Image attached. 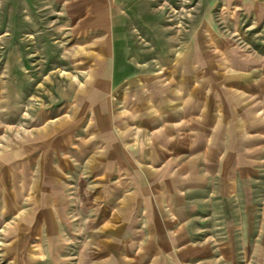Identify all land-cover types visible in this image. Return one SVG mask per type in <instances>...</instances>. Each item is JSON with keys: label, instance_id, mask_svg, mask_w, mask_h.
Wrapping results in <instances>:
<instances>
[{"label": "crops", "instance_id": "0c3cea01", "mask_svg": "<svg viewBox=\"0 0 264 264\" xmlns=\"http://www.w3.org/2000/svg\"><path fill=\"white\" fill-rule=\"evenodd\" d=\"M219 4L232 26L216 40L154 72L58 86L0 153V191L32 192L27 226L49 251L264 264V0Z\"/></svg>", "mask_w": 264, "mask_h": 264}, {"label": "rangeland", "instance_id": "374dc122", "mask_svg": "<svg viewBox=\"0 0 264 264\" xmlns=\"http://www.w3.org/2000/svg\"><path fill=\"white\" fill-rule=\"evenodd\" d=\"M231 22L219 0H0V153L51 107L58 86L92 71L119 80L154 72ZM32 199L0 191V264H76L73 245L49 251L27 226Z\"/></svg>", "mask_w": 264, "mask_h": 264}]
</instances>
